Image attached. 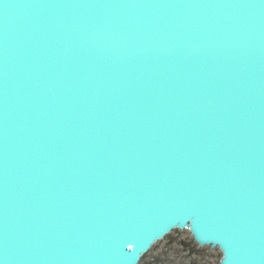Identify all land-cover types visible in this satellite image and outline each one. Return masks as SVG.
<instances>
[{"label":"water","instance_id":"1","mask_svg":"<svg viewBox=\"0 0 264 264\" xmlns=\"http://www.w3.org/2000/svg\"><path fill=\"white\" fill-rule=\"evenodd\" d=\"M174 230L264 264V0H0V264Z\"/></svg>","mask_w":264,"mask_h":264},{"label":"rangeland","instance_id":"2","mask_svg":"<svg viewBox=\"0 0 264 264\" xmlns=\"http://www.w3.org/2000/svg\"><path fill=\"white\" fill-rule=\"evenodd\" d=\"M220 251L199 247L189 231L171 232L156 243L139 264H219Z\"/></svg>","mask_w":264,"mask_h":264},{"label":"trees","instance_id":"3","mask_svg":"<svg viewBox=\"0 0 264 264\" xmlns=\"http://www.w3.org/2000/svg\"><path fill=\"white\" fill-rule=\"evenodd\" d=\"M175 231H178V230H174V231H172V232H175ZM167 236H168V235H167ZM167 236H166V237H167ZM166 237H165V238H166ZM144 256H145V255H144ZM144 256H143V257H144ZM143 257H142V258H143Z\"/></svg>","mask_w":264,"mask_h":264}]
</instances>
